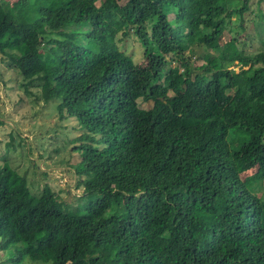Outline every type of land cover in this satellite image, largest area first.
<instances>
[{
	"label": "trees",
	"instance_id": "16d2710c",
	"mask_svg": "<svg viewBox=\"0 0 264 264\" xmlns=\"http://www.w3.org/2000/svg\"><path fill=\"white\" fill-rule=\"evenodd\" d=\"M248 2H0L2 60L25 87L39 81L43 101L59 99L58 116L80 130L75 204L48 185L33 195L0 166L10 261L264 264V186L241 175L255 168L264 181V12L262 50L222 39ZM129 35L142 46L138 62L118 44Z\"/></svg>",
	"mask_w": 264,
	"mask_h": 264
},
{
	"label": "rangeland",
	"instance_id": "374dc122",
	"mask_svg": "<svg viewBox=\"0 0 264 264\" xmlns=\"http://www.w3.org/2000/svg\"><path fill=\"white\" fill-rule=\"evenodd\" d=\"M14 1L16 0H0L4 9ZM123 2L124 0H119L120 4ZM248 3L249 9L243 13L244 21L241 23L233 14L230 17L231 23L224 29L222 39L237 37L239 49L253 54L263 49L257 39L255 21L258 12H264V0H249ZM96 5H99V1ZM87 13L92 15L95 10L88 9ZM168 18L173 19V14L169 13ZM118 44L133 56L135 62L140 61L142 46L132 35ZM185 53L188 54L187 51ZM2 59L0 54V166L7 164L24 176L33 195L40 196L44 186L48 185L60 200L75 204L82 193V187L76 186L77 178L73 167L79 160V153L74 147L79 143L75 138L80 130L72 118L61 119L58 116L56 104L59 99L44 102L40 82L36 80L25 87L17 69ZM193 60L194 57L191 58ZM178 61L175 59V62H170L167 66L174 67ZM201 63L203 59L196 58L193 61L194 66ZM138 104L141 108H150L153 102L139 99ZM241 175L254 190L264 186V181L258 178L255 168ZM9 258V251L0 249V263L15 264ZM19 264L44 263L24 259Z\"/></svg>",
	"mask_w": 264,
	"mask_h": 264
}]
</instances>
